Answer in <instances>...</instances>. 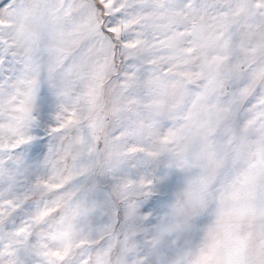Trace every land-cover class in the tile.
Returning a JSON list of instances; mask_svg holds the SVG:
<instances>
[{"label":"snow or ice","instance_id":"obj_1","mask_svg":"<svg viewBox=\"0 0 264 264\" xmlns=\"http://www.w3.org/2000/svg\"><path fill=\"white\" fill-rule=\"evenodd\" d=\"M0 264H264V0H0Z\"/></svg>","mask_w":264,"mask_h":264}]
</instances>
